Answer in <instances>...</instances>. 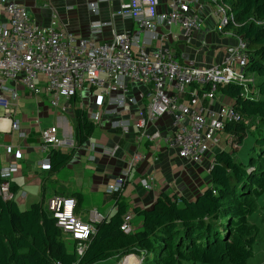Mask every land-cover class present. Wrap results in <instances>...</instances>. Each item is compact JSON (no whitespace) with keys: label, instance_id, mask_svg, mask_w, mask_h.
Listing matches in <instances>:
<instances>
[{"label":"built area","instance_id":"built-area-1","mask_svg":"<svg viewBox=\"0 0 264 264\" xmlns=\"http://www.w3.org/2000/svg\"><path fill=\"white\" fill-rule=\"evenodd\" d=\"M111 0H96L90 9L96 13V5ZM214 5L213 14L218 18L217 29L230 31L235 43L226 49L223 60L217 65L193 67L181 63L175 50L177 37L170 31L159 33L158 28L170 29L179 26L185 35L202 26L199 13L207 6L203 0H168L167 11L158 13L159 0H121L115 16L133 22L134 33H112L110 41L96 45L92 38H74L57 28L39 27L25 7L10 0H0V135L19 132L24 142L29 133L20 130V120L15 119L18 87L30 98L44 96L51 108H61V100H67L81 93L85 88L97 90L107 101L106 110L91 114V121L99 123L102 117H116L111 127L127 134L135 127L140 138L155 145L163 141L167 150L176 152L178 158L199 164L212 150L220 149L221 139L226 135L228 148L236 143V135L227 127L243 121V117L228 104H220L221 86L248 85L256 79L248 73V41L234 29L238 26L228 6L217 0H207ZM205 7V8H204ZM72 9L68 7L67 10ZM56 14L52 21L56 23ZM53 23V24H54ZM109 23L93 21L90 24L91 37L101 33ZM159 43L157 47L153 43ZM152 49V50H151ZM145 88L139 100L146 101L132 120L120 116L136 105L137 99L130 96L132 85ZM166 118L170 127L162 134L156 128L160 119ZM34 126L40 120L33 121ZM40 127V126H39ZM58 128L48 126L39 129L40 151L45 153L54 148H66L67 144L58 138ZM4 146L7 157H13L8 165L0 167V199L15 202L11 190V179L18 171L16 148ZM103 155L114 156L117 147L108 149L96 146ZM135 155L132 161H138ZM42 169L48 168V158L37 162ZM132 163L119 175L107 192L122 191ZM150 180L141 179L139 185L150 190ZM74 198L55 197L46 204V209L56 220L55 225L66 236L80 258L96 231V226L106 218L93 210L89 223H83L74 215ZM120 230L132 234L131 214L123 217Z\"/></svg>","mask_w":264,"mask_h":264},{"label":"crops","instance_id":"crops-1","mask_svg":"<svg viewBox=\"0 0 264 264\" xmlns=\"http://www.w3.org/2000/svg\"><path fill=\"white\" fill-rule=\"evenodd\" d=\"M10 1L25 7L39 27L53 26L74 38H92L96 45L110 41L113 32L132 34L137 29L133 22L115 16L121 0L96 5V13L90 9V4L96 0ZM203 2L207 7L199 13L203 22L198 30L185 35L179 26L170 29L158 28L159 33L170 31L175 34L177 41L173 43L179 60L193 67L217 65L223 60L226 49L235 43V39L229 33L233 30L220 32L217 29L218 18L213 14L214 5L209 4L207 0ZM167 6L168 0H159L158 13L166 12ZM68 7L72 9L67 10ZM53 14L57 16L56 23L52 21ZM93 21L106 22L110 25L104 27L99 35L91 37L90 24ZM153 45L152 47H157L159 43L155 42ZM144 92L143 86L132 85L129 95L138 102L130 107L129 112L120 116L134 120L138 110L145 107V99L139 100V96ZM17 93L14 118L20 120V130L29 134L24 142L19 138L17 131L0 135V167L8 165L13 160V157L5 155L3 145L16 148L17 156L20 158L16 160L19 169L11 179V190L16 196L15 203L20 211H27L37 203L46 207L47 202L55 197L74 198L75 217L83 223H89L91 211L96 210L105 218L111 217L116 211V203L122 202L127 205L126 214H131V225L134 224V230H138L142 217L137 218L133 209L150 208L161 193L195 198L210 186L209 173L214 155L219 151L229 150L225 141L226 135H223L220 149L212 150L199 164L189 163L178 158L176 152L167 150L163 141L155 145L147 139L140 138L134 126L127 134L113 129L111 121L117 119L116 117H102L99 123H94V131L87 141L77 145L76 110H82L91 121V114L101 113L107 108V101L97 90L85 88L75 97L61 100L62 107L57 109L51 108L42 95L30 98L20 86ZM219 103L231 105V101L224 96H221ZM35 119L40 120L41 128L56 126L58 138L65 142L67 147L54 148L42 153L39 147L40 127L33 125ZM0 126L5 128L7 125L1 122ZM169 127V120L162 118L156 124V128H150L149 132L158 129L164 134ZM98 145L108 149L117 147V152L114 156H105L96 147ZM53 150L72 154L69 162L56 171L50 170ZM135 155H138L140 160L132 161ZM43 158H48L50 163L48 168L42 169L38 166L37 162ZM131 163V170L122 191L107 192V187L113 184ZM141 179L151 181L150 190H145L139 185ZM64 237L67 248L71 250V243L65 235ZM130 259L133 260L131 264L136 262L135 256L131 255L125 259L124 264L129 263Z\"/></svg>","mask_w":264,"mask_h":264},{"label":"trees","instance_id":"trees-1","mask_svg":"<svg viewBox=\"0 0 264 264\" xmlns=\"http://www.w3.org/2000/svg\"><path fill=\"white\" fill-rule=\"evenodd\" d=\"M217 2L230 8L238 24L234 31L248 41L246 69L256 81L247 86L248 94L234 84L218 89L243 121L227 127L237 136L236 146L214 155L210 186L191 199L161 193L150 208L133 209L142 217L141 227L129 235L120 230L127 205L117 202L80 258L67 248L41 203L20 211L15 202L0 199V264H96L129 254L139 256L142 264H248L259 233L249 218L264 195V0ZM75 118V139L81 145L95 125L82 110H76ZM247 131L253 141L242 160L238 148ZM71 156L53 150L50 170L63 167Z\"/></svg>","mask_w":264,"mask_h":264},{"label":"rangeland","instance_id":"rangeland-1","mask_svg":"<svg viewBox=\"0 0 264 264\" xmlns=\"http://www.w3.org/2000/svg\"><path fill=\"white\" fill-rule=\"evenodd\" d=\"M248 125H251V122L248 123ZM251 133H252L251 131H247V138L243 142L242 146L238 148V150H240V154H241L240 158L242 160L244 159V156L250 151V146L253 141ZM236 140H237V136H236ZM235 146H236V143H234L232 147H235ZM137 218L141 219V216H137ZM249 221L251 224L258 226L259 233L256 238V242L254 244L253 257L249 260L248 264H264V195L261 198L256 200V213L251 218H249ZM132 225L135 228L134 224ZM131 255H134V254L126 255L122 257L120 260L114 257L104 262H99L96 264H124L125 259ZM134 256L136 258V262L134 264H142L141 258L140 257L138 258V256L136 255ZM130 260H129V263L127 264H131L133 262V260L131 261Z\"/></svg>","mask_w":264,"mask_h":264},{"label":"bare ground","instance_id":"bare-ground-1","mask_svg":"<svg viewBox=\"0 0 264 264\" xmlns=\"http://www.w3.org/2000/svg\"><path fill=\"white\" fill-rule=\"evenodd\" d=\"M3 126V125H2Z\"/></svg>","mask_w":264,"mask_h":264}]
</instances>
